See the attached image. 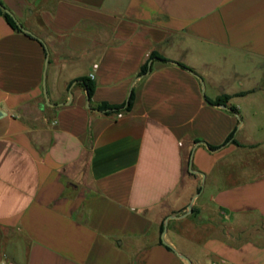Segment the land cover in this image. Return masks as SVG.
<instances>
[{
    "label": "crops",
    "instance_id": "obj_1",
    "mask_svg": "<svg viewBox=\"0 0 264 264\" xmlns=\"http://www.w3.org/2000/svg\"><path fill=\"white\" fill-rule=\"evenodd\" d=\"M0 2V264H264V97L212 65L264 64V0Z\"/></svg>",
    "mask_w": 264,
    "mask_h": 264
},
{
    "label": "rangeland",
    "instance_id": "obj_2",
    "mask_svg": "<svg viewBox=\"0 0 264 264\" xmlns=\"http://www.w3.org/2000/svg\"><path fill=\"white\" fill-rule=\"evenodd\" d=\"M199 62H205V65L210 64L208 58L196 54ZM204 56V55H203ZM208 61V62H206ZM216 61V60H215ZM213 62V71L217 79H223V83L220 84L219 89L223 87L233 86L240 88V81L244 82V89L253 90L252 93H256L259 96L264 97V64L257 60H246L240 56H234L229 61H224L222 58H218L217 62ZM246 108L252 112L257 111V116L251 115L250 121L252 123V131L256 140L261 142L264 146V102L259 100L257 103H246ZM259 127L260 129H257Z\"/></svg>",
    "mask_w": 264,
    "mask_h": 264
},
{
    "label": "trees",
    "instance_id": "obj_3",
    "mask_svg": "<svg viewBox=\"0 0 264 264\" xmlns=\"http://www.w3.org/2000/svg\"><path fill=\"white\" fill-rule=\"evenodd\" d=\"M4 8V7H3ZM3 8H0V15H3L5 17V19L7 20V22L12 26L13 29L19 31V32H25L23 31V29L20 28V26L18 25L15 17L11 14L6 12ZM29 36H33L30 33H27ZM161 60L164 62H169V60L163 56H161L157 51H153L150 56L149 59L147 60V62L141 67V70L139 72V76H146L148 75L151 71H152V62L155 60ZM181 65L183 68L189 69L187 66L183 65V64H179ZM84 86V88L87 90L88 93V97L90 99V101H92L95 90H96V84L88 78H83L80 80ZM134 93L131 94L129 100L122 104V105H109V104H102L98 107V109L100 111H103L105 114L110 115V114H120L122 112H129L132 109L133 103H134ZM230 99V96H223L220 99H218L217 101L213 102L210 101L208 99V101L212 104H219V105H226L228 103ZM231 110L236 112L237 109L235 107H231ZM235 135H236V130H234L226 139V141L221 145V146H212V145H208V147L211 150H217L220 149L221 147L227 145L228 143L232 142L235 144H239L236 139H235ZM190 163V160H188V165ZM198 192H201V188L198 190ZM196 209L193 208V212H195ZM162 231H164V226L162 227Z\"/></svg>",
    "mask_w": 264,
    "mask_h": 264
},
{
    "label": "water",
    "instance_id": "obj_4",
    "mask_svg": "<svg viewBox=\"0 0 264 264\" xmlns=\"http://www.w3.org/2000/svg\"><path fill=\"white\" fill-rule=\"evenodd\" d=\"M0 8H3L1 2H0ZM6 12L10 13L9 10L3 8ZM16 19V18H15ZM18 25L20 26L21 29H23V31H25L26 33H30L29 31H27L22 25L21 23L16 19ZM189 212L191 213L192 212V207L189 208ZM166 232H167V225L165 226V229H164V232H163V238L165 237L166 235ZM183 258H185L186 260H188L189 264H191L190 260L186 257V256H183Z\"/></svg>",
    "mask_w": 264,
    "mask_h": 264
},
{
    "label": "built area",
    "instance_id": "obj_5",
    "mask_svg": "<svg viewBox=\"0 0 264 264\" xmlns=\"http://www.w3.org/2000/svg\"><path fill=\"white\" fill-rule=\"evenodd\" d=\"M93 76V75H92ZM94 77V76H93Z\"/></svg>",
    "mask_w": 264,
    "mask_h": 264
}]
</instances>
